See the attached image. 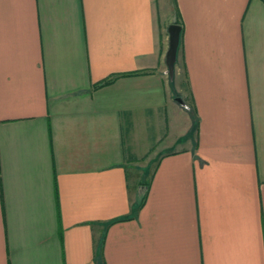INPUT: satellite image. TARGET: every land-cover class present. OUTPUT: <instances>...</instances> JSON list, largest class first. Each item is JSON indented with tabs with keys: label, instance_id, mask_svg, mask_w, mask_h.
I'll return each instance as SVG.
<instances>
[{
	"label": "crops",
	"instance_id": "1",
	"mask_svg": "<svg viewBox=\"0 0 264 264\" xmlns=\"http://www.w3.org/2000/svg\"><path fill=\"white\" fill-rule=\"evenodd\" d=\"M0 264H264V0H0Z\"/></svg>",
	"mask_w": 264,
	"mask_h": 264
},
{
	"label": "water",
	"instance_id": "2",
	"mask_svg": "<svg viewBox=\"0 0 264 264\" xmlns=\"http://www.w3.org/2000/svg\"><path fill=\"white\" fill-rule=\"evenodd\" d=\"M181 27L177 24H172L168 27L169 46L165 56V64L167 73L172 77L177 57V51L180 41Z\"/></svg>",
	"mask_w": 264,
	"mask_h": 264
}]
</instances>
